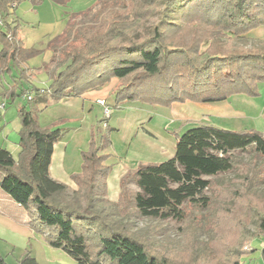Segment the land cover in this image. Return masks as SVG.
Segmentation results:
<instances>
[{
	"label": "trees",
	"instance_id": "1",
	"mask_svg": "<svg viewBox=\"0 0 264 264\" xmlns=\"http://www.w3.org/2000/svg\"><path fill=\"white\" fill-rule=\"evenodd\" d=\"M21 1L0 0V96L24 100L17 107L16 156L0 146V189L27 211L30 226L47 228L44 238L49 245L78 264H174L166 250H148L138 230H132L134 217L180 219L186 203L208 206L212 199L205 190L213 180L203 176L231 169L246 174L239 173L240 188L229 185V196L246 197L252 204V196L264 195V167L250 168L232 156V151L249 145L264 156V133L199 123L174 132L172 157L142 162L124 173L117 200L110 201L105 178L112 164L105 149L117 128L109 124L110 116L102 115L104 132L96 127L91 133L88 148L80 152V171L71 175L75 195L64 201L67 185L51 178L49 165L65 129L41 125L36 109L47 96H81L112 80L118 82L115 107L122 101L168 107L185 101H224L237 93L256 97L264 83V42L245 48L231 41L242 42L264 27V0H94L72 12L62 31L48 40L46 87L31 82L28 61L42 51L25 46L18 35L15 10ZM160 5V19L149 33L131 35ZM173 11L178 21L170 16ZM102 62L106 65L101 71L90 69ZM258 227V234L264 235V210ZM261 255L264 259V246ZM0 264H8L1 255ZM18 264L40 263L25 252ZM232 264L242 263L238 258Z\"/></svg>",
	"mask_w": 264,
	"mask_h": 264
},
{
	"label": "rangeland",
	"instance_id": "2",
	"mask_svg": "<svg viewBox=\"0 0 264 264\" xmlns=\"http://www.w3.org/2000/svg\"><path fill=\"white\" fill-rule=\"evenodd\" d=\"M72 1L65 0V3H68L69 7L79 9L86 0ZM161 9L162 5L158 6L156 11L145 22L134 27L130 31V34L147 35L151 26L160 19ZM170 16L175 21H178L175 11L171 12ZM29 32L33 34V31L29 30ZM245 38L242 42L234 39L231 41V44L237 45L241 43L245 48H249L252 45L260 46L264 42V27L254 29ZM42 58L46 59V57H43V54L35 58L33 57L31 65L36 67ZM104 65H106L105 62L94 64L90 69L99 72L103 69ZM42 74L44 76V72ZM38 81L40 82L39 79L36 80V82ZM117 83L113 81L98 89L100 90L99 92L102 90L101 94L103 96H108V100L110 101V104H108L110 110L109 123L117 128V131H113L111 134L112 146L108 145L106 147L107 151L115 149L114 152H116V149L120 148L122 150V147L125 148L127 144L128 146L130 145V149L136 147L133 145L134 141L137 140V136H135V124L132 125L133 115L136 119L140 118L141 120L145 117L144 122L147 124V127H155L156 130L159 128L171 133L173 138V154L174 132L181 133L187 128L197 126L199 123H209L224 129L252 128L264 131V90L262 86H259V94L256 97L243 93L233 94V98L236 100L239 99L241 102L243 98V100H246L250 104V107H254L248 115L246 114L250 117H242L241 114L233 113L234 111L230 109L231 106L229 107L228 103L225 102L185 101L173 103L171 106L165 107L122 101L121 104L118 103L115 107L112 100L113 96L109 94V91L112 88L114 93L118 87ZM0 99H2L1 96ZM22 102L23 100L20 97L16 98L13 102L8 101L7 104L6 100L2 102L6 104L5 118L10 120L11 127L14 125L19 126L15 109L17 104ZM105 102L107 103L106 100ZM40 103H36V106L41 107ZM48 103L51 102L49 101ZM236 107L240 108L239 102ZM94 108L91 116L96 114L97 117H102V106L95 105ZM241 110L245 112L244 108ZM229 113H231L230 116L227 115ZM51 116H56V119L60 117L58 121L54 120L53 123L55 124L53 125L62 126L66 129H71L79 123L78 120L66 116L63 108L59 105L51 106L46 113L40 115V119L43 122L48 121ZM0 118L3 120L2 116ZM97 128H99L101 133L104 132V127L99 123H97ZM66 131V133L70 132L69 130ZM76 138L79 139L78 134L74 137L72 143L77 141L75 140ZM86 141L82 142V149L87 147L88 143ZM7 147L12 149L13 146L9 144ZM232 156L242 163H249L248 166L250 168L264 167V156H258L255 153L253 145H249L243 150L232 151ZM164 159V157H160L158 161ZM76 160H80L79 156H76ZM119 169L121 170L118 167L117 173ZM239 173L231 169L215 176L204 175V178L213 180L211 187L205 190V195L212 199L211 204L204 206L186 203L183 206V216L180 219L170 217L159 220L157 218L134 217L132 219L134 222L132 230H138L141 238L147 243L148 250L153 252H156L157 249L164 252L167 251V255L173 257L174 264H232L238 258L242 264H264V259L261 255V248L264 246V235L258 234V223L264 210V195H258V199L252 196V204L247 203L246 197L236 198L233 195L229 196L228 193L231 192L227 191L229 185L233 186L234 189L241 187L239 175L240 177L245 175L246 171L241 170ZM261 175L264 177V168ZM116 176L114 174L111 178L108 177L106 196L110 201H116L118 197L117 192L116 194L114 193L115 188L119 189V178L117 179ZM262 182H264V179ZM66 185L67 189L62 200L70 201L75 195L76 186L74 183ZM129 185L134 190H138L134 182H131ZM38 225L40 227L36 225L37 230L35 227H29L32 232L31 234L29 232L30 239L25 247L13 249L4 246L5 250H2L4 252L3 255L9 264H18L20 256L25 252H29L40 264H78L64 250L49 245L44 238V231H47V228L42 224L38 223ZM246 248H253L254 250L247 252L243 250Z\"/></svg>",
	"mask_w": 264,
	"mask_h": 264
},
{
	"label": "crops",
	"instance_id": "3",
	"mask_svg": "<svg viewBox=\"0 0 264 264\" xmlns=\"http://www.w3.org/2000/svg\"><path fill=\"white\" fill-rule=\"evenodd\" d=\"M93 1L94 0H86V3L83 2V5H81V8L79 9H74L71 6L69 7L68 3H61L54 0H22L17 5L15 16L20 20V27L18 30L19 37L22 38L25 46L41 49L42 52L40 54H43V57H46V59L42 58L36 67L31 65V60L33 57L28 61V65L32 68V72L34 73L31 79V82L34 85L46 87L48 84L46 74L44 73V76L42 74V72H44L43 64L50 56V51L46 49L48 40L58 35L62 31L69 18V15L72 12H77L90 6ZM29 30L33 31V34H31ZM40 54L36 56H39ZM36 56H34V58ZM38 79L40 82H36ZM113 81L117 82V80H112L110 83ZM259 86H262V89L264 90V83H262V85L260 84ZM99 91L100 90L97 89L85 92L81 96H72L57 100L50 99L47 96L46 101H40L41 107L36 106V109L38 110L37 115L39 122L43 126L62 127L53 125L55 124L53 123L54 120L58 121L60 117L56 119V116H51L49 118L50 120L44 122L40 119V115L46 113L53 105L61 106L66 116L79 121L78 125L72 127L71 129L62 127L66 130H69L70 132L66 133L67 131L65 130L64 135L54 145L52 159L49 165V173L51 178L58 182L68 185L70 183L73 184L71 175L80 171V152L88 148L91 133L96 129L97 123H99V120L101 119V116L97 117L96 114L91 116L95 109L94 106L100 105L97 103L98 99H104L107 101V104H110L108 96H103V94H101L102 90L101 92ZM109 94L113 96L112 100L114 101V93L112 88L110 89ZM3 100H6V104L8 101L13 102L9 98H2L0 99V103H2ZM237 100L233 98L232 95L226 100L218 102L228 103V106H231V111H234L233 113L241 114L242 117L247 116L254 107H250V104H248L246 100H243V98L241 102L239 99ZM49 101L51 103H48ZM238 102L240 108L236 107ZM119 103L121 104V102ZM6 104H4L3 110H0V116L3 117V120L0 118V146L6 147L13 156H16L19 150V137L17 134L19 126L17 127L14 125L11 127L10 120L5 118ZM18 105L19 104H17L15 109L16 113ZM243 108L245 109V112L241 110ZM227 115L230 116L231 113ZM132 120V125L135 124L134 128H136L135 136H137V140H135L133 143V145L136 147L130 149V145L128 146L127 144L125 148L122 147V150H120L121 148L118 150L116 149V152H114L115 149L112 151H107V149H105V152L110 153L107 163L112 164L111 170L108 176L105 178L106 185L108 182V177L111 178L115 174L117 175L116 178H119L118 180H120L124 173L137 167L139 163L158 161L160 157L168 159L173 156V138L171 133L159 128L156 130L155 127H147V124L144 122L145 117L141 120L140 118L136 119V117L133 115ZM113 131H111L109 134V146H112L111 134ZM77 134L79 139L76 138L75 140L77 141L72 143L74 137ZM67 136L69 137L67 138ZM85 141L88 143L87 147L82 149L81 144ZM9 144L13 146L12 149L7 147ZM76 156H79V161L76 160ZM110 158L111 160H109ZM118 167H120L121 170L119 169V172L117 173L116 170ZM116 192L118 195L119 189L117 190V188H115L114 193L116 194ZM29 227V215L27 211L21 205L13 201L7 193L0 189V255L5 259L6 262L7 259L3 255L4 252L2 251L5 250L4 246L13 249L25 247L30 239L29 232L30 234L32 232L31 228Z\"/></svg>",
	"mask_w": 264,
	"mask_h": 264
},
{
	"label": "built area",
	"instance_id": "4",
	"mask_svg": "<svg viewBox=\"0 0 264 264\" xmlns=\"http://www.w3.org/2000/svg\"><path fill=\"white\" fill-rule=\"evenodd\" d=\"M0 23H1V20H0ZM27 97L30 98V95H27ZM97 103L100 104L103 108V116L104 117L110 116L109 115L110 114L109 105L105 102V100L104 99H98ZM3 108H4V104L1 103L0 104V110L2 111ZM102 125L105 126V123H102Z\"/></svg>",
	"mask_w": 264,
	"mask_h": 264
}]
</instances>
